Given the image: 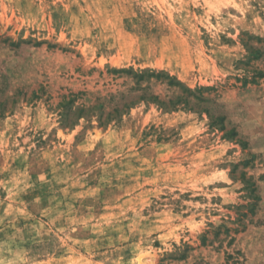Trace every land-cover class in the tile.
<instances>
[{"label": "rangeland", "instance_id": "rangeland-1", "mask_svg": "<svg viewBox=\"0 0 264 264\" xmlns=\"http://www.w3.org/2000/svg\"><path fill=\"white\" fill-rule=\"evenodd\" d=\"M0 264H264V0H0Z\"/></svg>", "mask_w": 264, "mask_h": 264}]
</instances>
